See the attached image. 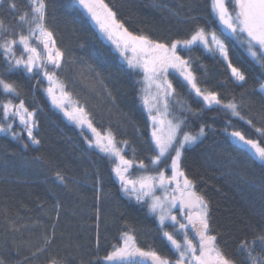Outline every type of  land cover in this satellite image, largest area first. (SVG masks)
<instances>
[{
	"label": "trees",
	"instance_id": "trees-1",
	"mask_svg": "<svg viewBox=\"0 0 264 264\" xmlns=\"http://www.w3.org/2000/svg\"><path fill=\"white\" fill-rule=\"evenodd\" d=\"M13 3L15 8L10 7ZM44 3V26L64 53L56 76L65 87L69 110L84 108L97 131L114 136L124 158L133 161L128 170L132 177L156 175L161 169L171 176L165 164L152 163L158 152L143 100V72L122 58L77 0ZM105 3L130 32L162 43L188 40L201 27L215 32L227 48V59L245 74L246 82L236 81L225 59L200 43L178 46L179 55L189 62L201 90L216 92L223 103H237L241 116L264 127L260 91L264 58L256 61L223 30L211 0ZM0 23V44L28 35L29 29L35 28L31 0H0ZM31 41L35 43L33 38ZM16 50L19 53V46ZM7 61L0 48V80L12 83L18 93L0 88L1 124L7 125L2 122V105L9 101L18 105L22 100L35 113L38 127L33 135L40 143L30 141L17 122H12L11 131L0 133L3 264H120L103 258L121 247L122 233L134 236L142 251L175 260L176 253L163 236L169 224L161 228L148 201H137L123 191L113 171L119 160L91 145V130L81 128L53 104L45 93L42 73L35 69L28 73ZM170 82L175 91L168 94L169 117L174 123L183 121L182 130L193 135L204 128L196 143L185 146L181 166L194 182L195 192L208 201L209 234L217 236V246L236 264H249L240 249L241 242L248 241L260 264L264 259V240L259 239L264 236V166L230 136L234 130L250 139H258V134L231 110L207 105L183 76L170 74ZM141 161L146 168L140 167ZM57 172L65 182L56 177ZM45 237L51 242L45 244ZM41 248L44 250L37 251Z\"/></svg>",
	"mask_w": 264,
	"mask_h": 264
},
{
	"label": "snow or ice",
	"instance_id": "snow-or-ice-1",
	"mask_svg": "<svg viewBox=\"0 0 264 264\" xmlns=\"http://www.w3.org/2000/svg\"><path fill=\"white\" fill-rule=\"evenodd\" d=\"M77 2L97 23L101 31L116 44L122 54L131 51L133 59L128 62L132 67L142 68L149 78L166 76L168 68L177 69L191 89L207 105H222L225 109L231 110L233 115L246 120V123L258 134V139H250L244 132L239 130L232 131L230 136L235 138L242 150L247 151L253 159L259 160L264 166V127H256L253 120L241 116L237 103L231 101L223 103L216 92L201 90L197 85L196 76L190 70L189 62L180 56L177 51L178 46L188 48L197 43L203 44L206 49L220 54L225 59L231 75L236 81L246 82L245 74L239 68L232 66L231 61L227 59V48L218 39L215 32H207L205 28L201 27L188 40H176L170 44L162 43L151 39L147 35H137L130 32L122 22L117 20L116 12L105 3V0H77ZM229 4L232 5L231 10ZM31 5L35 28L29 29L28 35H19L17 39L6 40L3 44H0V48L4 49V55L14 61V67H22L28 73H32L35 69L37 73H42L47 78L49 87L46 92L53 104L61 108L65 115L75 121L81 128L87 126V129L91 130L95 135V140L89 141L90 144L94 143L100 146L103 152L119 160L113 171L119 178L123 191L129 196H134L137 201L148 197L151 200L149 210L158 213L161 228L165 226L166 222H171L175 231L182 234L183 242L177 240L173 233L163 232V236L171 243L177 254L175 260L163 258L155 251H142L137 247L135 237L128 233H122L123 246L115 248L110 255L103 259L115 261L117 258L123 260L125 257L138 255L151 257L155 264H236L234 259L230 258L217 246V236L209 234L208 201L194 191V182L189 179L181 166L185 146L196 143L198 138L204 134L203 126L193 135L191 132L182 130L183 121H177L175 124L169 121L167 133L161 135L155 128L156 117L153 116L152 137L155 140V148L158 154L152 159V163L157 166L165 164L167 171H170L172 175L167 176L165 170L161 169L154 176L141 177L136 180L127 178L126 173L132 167L133 161L124 158L121 149L117 147L114 136L110 132L102 135L97 131L93 127L92 121L87 118L88 114L84 108L75 106L72 110H69L68 95L65 92L64 85L59 82L55 71L61 67L64 53L55 47L53 33L44 26L46 15L44 0H31ZM10 7L15 8V4H11ZM211 8L215 18L231 33L245 35L248 50L253 57L264 58V0H211ZM21 19H25V17L22 16ZM0 27H2V23H0ZM33 37L42 43L43 56L36 47L31 46L30 41ZM17 44L23 46L24 53L27 55L26 59L23 55L16 56L14 46ZM257 48H259V52L255 50ZM141 55L143 59L140 58ZM49 66L53 69L52 71L48 70ZM0 88L7 93L18 95L12 83L0 80ZM163 90L165 96L169 92L175 91L171 82L168 81L163 84ZM260 91L261 95L264 96V84L260 85ZM145 103L147 104L148 101L145 100ZM165 107H167L166 103ZM2 110L5 118H19L32 142L35 144L40 143L33 135V130L38 127L35 113L30 112L24 106L22 100L19 105H13L9 101L2 105ZM11 129V123H8L7 126L0 124V132H9ZM11 134L13 136L17 135L14 131ZM122 143L127 144L126 141ZM168 160L171 161L170 164H167ZM140 167L146 168L147 166L141 161ZM56 177L61 182H65L64 176L59 172L56 173ZM169 188H171V191H169ZM157 189L163 192L162 197L155 195ZM178 205V210L185 213L179 219L171 211L173 208H177ZM58 215L57 210V217ZM189 230L194 232L197 238L196 243L188 238ZM54 235L53 231L52 236L54 237ZM259 239L264 240V236H260ZM50 242V238L45 237V244ZM255 242L253 240L251 243L254 244ZM248 245V241H242L240 249L247 254L249 264H257V258L252 255L254 249L249 248ZM97 247H99V237H97ZM43 250L41 248L37 251ZM198 251L199 254H197ZM0 264H3L2 260H0ZM53 264H58V262L53 261ZM260 264H264V259H260Z\"/></svg>",
	"mask_w": 264,
	"mask_h": 264
},
{
	"label": "rangeland",
	"instance_id": "rangeland-1",
	"mask_svg": "<svg viewBox=\"0 0 264 264\" xmlns=\"http://www.w3.org/2000/svg\"><path fill=\"white\" fill-rule=\"evenodd\" d=\"M228 6H229V9L231 10L232 7L230 6V4ZM222 28H223V30L228 35H230L232 37V39L238 45H240L243 49H245V51H246V53H248V55H250L256 61H260V57H253L251 55V53L249 52L248 45H247V41L245 39V35L244 34H233L228 29H226L223 25H222ZM100 31H101V29H100ZM103 35L109 41H111L115 45V47L117 48L116 44L111 39H109L104 33H103ZM33 40L35 41V43H33L32 41H30L31 46L32 47H36L38 49V51L41 52V55L43 56V45H42V43H40L39 41H37V39L35 37H33ZM5 41L6 40H4L2 42V44ZM201 45L203 46V44H201ZM17 46H19V48H20L19 53H17V50H16ZM50 47H51V45H50ZM117 50L120 53V55L122 56V58L129 64L128 61L130 59H133V55H132L131 51L129 50L127 53L122 54L119 48H117ZM206 50H208V49H206ZM255 50L257 52H259V48L255 49ZM14 51H15L17 57H20L21 55H23L25 59L27 58V55L24 53V50H23V46L22 45H20V44L15 45L14 46ZM2 52H3V55H4V49L3 48H2ZM7 58L9 59V61H7L9 64L14 63V61L11 60L10 57H7ZM140 58L143 59V56L141 55ZM49 68H50L49 71H52L53 70L50 66H49ZM134 68H137V69H139V70H141L143 72V84H144V86H143V100H144L145 107H146V109H147V111L149 113L150 120H151V123H152V127L154 128V123H153L152 117L155 116L156 117V123H155L156 130L161 135H165L167 133V131H168V122L171 121L173 124H175V123L169 117L168 111H167V107H165V103L167 104V102H168L167 101L168 100V95L165 96V94H164L163 84L165 83V81L170 82V74H178V75H181V73L177 69L168 68L166 76H164V77H152V78H149L148 74H146L142 68H140V67H134ZM43 79L45 80V82L47 84V87H46V89H47L49 87V84L47 82V78L43 76ZM46 89H45V93L47 94ZM47 96L51 100V98L49 97L48 94H47ZM145 100L148 101L147 104L145 103ZM150 109H151V112H150ZM2 122H6L7 124L8 123H11L12 124V122H17V124H19L23 128V130L26 132L25 126L20 123L19 118L13 119L11 117H8V118H5L4 117V119H2ZM0 124H1V121H0ZM0 133H2V132H0ZM26 134H27V132H26ZM28 138H29L30 141H32L30 137H28ZM93 140H95V135L94 134H93ZM91 145H94L96 147H100V146H98V145H96L94 143L91 144ZM171 175H172V173H171ZM126 176L129 179L136 180V179H139L141 177L154 176V175L145 174V175H140V176H137V177H132L131 175H129V172H127L126 173ZM169 191H171V188H169ZM155 195L162 197L164 194H163V192L160 189H157L156 192H155ZM142 200L148 201V205L151 203V200L148 197H144V198H142ZM171 211H172V214L175 215L179 219L180 211H177L175 208H173ZM154 214L157 216V219H158V213H154ZM158 221H159V219H158ZM169 223H171V222H166V224H169ZM170 245H171V243H170ZM121 246H123V242H122V245ZM116 261H118L120 264H155L154 261H149V259L148 260H144V259L141 258V256H137L136 258H133V259H128V258L125 257V258H123V260H121L120 258L119 259L117 258Z\"/></svg>",
	"mask_w": 264,
	"mask_h": 264
},
{
	"label": "flooded vegetation",
	"instance_id": "flooded-vegetation-1",
	"mask_svg": "<svg viewBox=\"0 0 264 264\" xmlns=\"http://www.w3.org/2000/svg\"><path fill=\"white\" fill-rule=\"evenodd\" d=\"M178 208H179V205H178L177 208H175V209H176L177 211H180V210H178ZM183 215H185V213H184L183 211H180L179 218H180L181 216H183ZM182 222H183V221H182ZM167 232H171V233H173V235L175 236V238H176L177 240H181V242H183V241H182V234H181V233H177V232L175 231V229H174V227L172 226L171 223H169V229H168ZM188 238H189V239H192V240H193V243H196L197 238H196V236L194 235V232H193L192 230H189V231H188ZM173 249H174V248H173ZM174 252H175V250H174ZM175 253H176V252H175ZM197 254H199V251L197 252ZM137 256H138V255H137ZM137 256H131V257H126V258H128V259H133V258H136ZM141 258L144 259V260H148V259H149V261H153L151 257L141 256ZM174 259H177V254L175 255V258H174Z\"/></svg>",
	"mask_w": 264,
	"mask_h": 264
},
{
	"label": "water",
	"instance_id": "water-1",
	"mask_svg": "<svg viewBox=\"0 0 264 264\" xmlns=\"http://www.w3.org/2000/svg\"><path fill=\"white\" fill-rule=\"evenodd\" d=\"M195 191V190H194Z\"/></svg>",
	"mask_w": 264,
	"mask_h": 264
}]
</instances>
